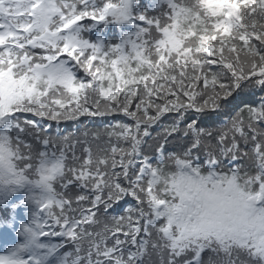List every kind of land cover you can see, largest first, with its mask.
<instances>
[{
	"label": "snow or ice",
	"instance_id": "1",
	"mask_svg": "<svg viewBox=\"0 0 264 264\" xmlns=\"http://www.w3.org/2000/svg\"><path fill=\"white\" fill-rule=\"evenodd\" d=\"M257 91L264 0H0V264H264Z\"/></svg>",
	"mask_w": 264,
	"mask_h": 264
},
{
	"label": "trees",
	"instance_id": "2",
	"mask_svg": "<svg viewBox=\"0 0 264 264\" xmlns=\"http://www.w3.org/2000/svg\"><path fill=\"white\" fill-rule=\"evenodd\" d=\"M262 95H264V93H259L258 91H257V93L255 94V95H252L251 93H246V94H244V95H242L239 99H238V101H237V103H240V101L241 100H243V101H245V102H252L253 100H255V101H258L260 98H261V96ZM168 122V120H166L165 121V123H167ZM81 123V125H82V129L84 130V131H88L90 134L92 133V132H95V131H100V132H103L104 131V127L103 126H100L99 124H98V121H93L92 123H88V120H83L82 122H80ZM83 131V132H84ZM160 131V129L159 128H155L154 130H153V136H155L158 132ZM83 134V133H82ZM81 140H83V135H82V139ZM88 140H89V143H91L94 147H95V145H96V141H93L92 139H91V135L89 136V138H88ZM100 143H104V140H103V138H102V140L100 141ZM119 209H117V213H119Z\"/></svg>",
	"mask_w": 264,
	"mask_h": 264
},
{
	"label": "rangeland",
	"instance_id": "3",
	"mask_svg": "<svg viewBox=\"0 0 264 264\" xmlns=\"http://www.w3.org/2000/svg\"><path fill=\"white\" fill-rule=\"evenodd\" d=\"M21 237H22V236H19V239H18V241H20V240H21Z\"/></svg>",
	"mask_w": 264,
	"mask_h": 264
}]
</instances>
